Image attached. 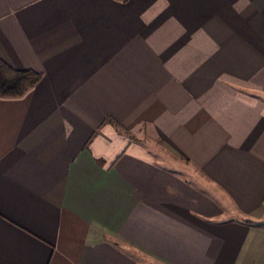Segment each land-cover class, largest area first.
<instances>
[{
  "label": "crops",
  "instance_id": "0c3cea01",
  "mask_svg": "<svg viewBox=\"0 0 264 264\" xmlns=\"http://www.w3.org/2000/svg\"><path fill=\"white\" fill-rule=\"evenodd\" d=\"M0 264H264V0H0Z\"/></svg>",
  "mask_w": 264,
  "mask_h": 264
},
{
  "label": "trees",
  "instance_id": "16d2710c",
  "mask_svg": "<svg viewBox=\"0 0 264 264\" xmlns=\"http://www.w3.org/2000/svg\"><path fill=\"white\" fill-rule=\"evenodd\" d=\"M40 78L39 72L32 69H16L0 58V97H20L30 90Z\"/></svg>",
  "mask_w": 264,
  "mask_h": 264
},
{
  "label": "water",
  "instance_id": "95a60500",
  "mask_svg": "<svg viewBox=\"0 0 264 264\" xmlns=\"http://www.w3.org/2000/svg\"><path fill=\"white\" fill-rule=\"evenodd\" d=\"M247 222L252 224V225L264 227V219H262V220H247Z\"/></svg>",
  "mask_w": 264,
  "mask_h": 264
}]
</instances>
